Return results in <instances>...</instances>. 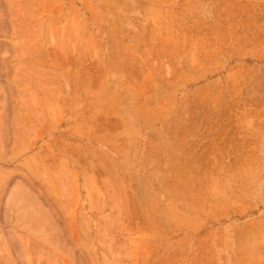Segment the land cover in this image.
Segmentation results:
<instances>
[{
	"label": "rangeland",
	"instance_id": "rangeland-1",
	"mask_svg": "<svg viewBox=\"0 0 264 264\" xmlns=\"http://www.w3.org/2000/svg\"><path fill=\"white\" fill-rule=\"evenodd\" d=\"M0 264H264V0H0Z\"/></svg>",
	"mask_w": 264,
	"mask_h": 264
},
{
	"label": "bare ground",
	"instance_id": "bare-ground-1",
	"mask_svg": "<svg viewBox=\"0 0 264 264\" xmlns=\"http://www.w3.org/2000/svg\"><path fill=\"white\" fill-rule=\"evenodd\" d=\"M230 11V10H229ZM170 16V15H169ZM166 18V17H165ZM157 19H159V18H157ZM162 20V19H161ZM155 21V20H154ZM159 21H157V23H158ZM165 22V21H164ZM154 23V22H153ZM198 24V23H197ZM201 24V23H200ZM159 25V24H158ZM163 25H164V23H163ZM179 26H181V25H179ZM159 28H161V27H159ZM173 29V28H172ZM171 29V30H172ZM154 30V29H153ZM156 32V31H155ZM178 32V31H177ZM162 33V32H161ZM170 34V33H169ZM151 35V34H150ZM167 36V35H166ZM148 37H150V36H148ZM170 37V36H169ZM164 38H165V36H164ZM171 38V37H170ZM166 40V39H165ZM170 40V39H169ZM164 42V41H163ZM171 42V41H170ZM162 43V42H161ZM143 45V44H142ZM145 47V46H144ZM157 48V47H156ZM143 50H144V48H143ZM159 53V52H158ZM164 53V52H163ZM156 54V53H155ZM173 56V55H172ZM175 60V59H174ZM173 64V63H172ZM142 70H143V68H142ZM152 71V70H151ZM174 72V71H173ZM149 73V72H148ZM147 73V74H148ZM151 73V72H150ZM140 75V74H139ZM151 75V74H150ZM211 143V142H210ZM212 146V145H211ZM202 150V149H201ZM199 254V253H198ZM198 256V255H197ZM198 261V260H197Z\"/></svg>",
	"mask_w": 264,
	"mask_h": 264
}]
</instances>
